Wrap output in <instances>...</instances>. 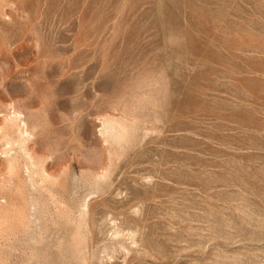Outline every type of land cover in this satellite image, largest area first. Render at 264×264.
I'll list each match as a JSON object with an SVG mask.
<instances>
[{
	"label": "rangeland",
	"instance_id": "374dc122",
	"mask_svg": "<svg viewBox=\"0 0 264 264\" xmlns=\"http://www.w3.org/2000/svg\"><path fill=\"white\" fill-rule=\"evenodd\" d=\"M0 264H264V0H0Z\"/></svg>",
	"mask_w": 264,
	"mask_h": 264
}]
</instances>
